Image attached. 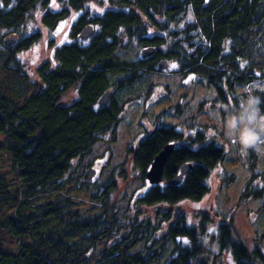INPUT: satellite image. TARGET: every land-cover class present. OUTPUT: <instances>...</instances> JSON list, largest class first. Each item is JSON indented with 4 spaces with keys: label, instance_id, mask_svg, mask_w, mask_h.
<instances>
[{
    "label": "trees",
    "instance_id": "trees-1",
    "mask_svg": "<svg viewBox=\"0 0 264 264\" xmlns=\"http://www.w3.org/2000/svg\"><path fill=\"white\" fill-rule=\"evenodd\" d=\"M71 1L68 4L77 10L76 0ZM53 2L64 0H0V30H19L28 6L46 9L42 23L54 29L68 17L70 10L61 6L51 11L49 5ZM133 2L132 8L121 12L107 9L92 16L87 13L78 16L71 26L72 40L54 49L51 62L37 67L36 88L27 85L19 72L17 54L36 41L39 34L15 46L4 45V40H0L5 47L0 48V134L4 135L0 146L12 158L13 170L22 180L23 200L67 181L76 158L89 153L102 135L115 132L129 102L135 105L149 101L157 84L153 82V74L158 77L166 74L157 69L161 59L175 65L167 75L180 78L183 87L203 86L199 107L211 103L221 116L228 117L240 108L244 98L253 95L260 98L259 107L264 114V0ZM134 8L151 20L156 27L154 33L146 30L140 18L137 20L140 25L132 28ZM189 8L196 16L195 22L183 29L176 28ZM87 24L94 25L96 32L89 41L82 42L78 31ZM147 47H154L155 54L142 58L140 52ZM188 78L193 81L186 83ZM111 88L114 98L100 108L99 98ZM165 88L172 89L168 85ZM71 90H75L76 98L71 104L62 105L63 97ZM208 91H214L216 98L209 99ZM184 108L185 104L179 103L168 106L161 114L177 117L178 121L157 126L151 136L131 146L129 154L133 163L146 176L153 159L165 145L175 144L164 168L165 182L152 186L144 197L146 203L201 201L209 193L206 180L210 172L224 160L223 147L207 140L206 127L197 125L200 128L195 129L191 124L195 130L184 133ZM248 151L254 152L253 148ZM185 163H191L192 169L180 185H171ZM249 169L253 172L254 167ZM225 174L231 176L226 182L234 178ZM254 178L255 171L250 180ZM73 182L78 183L79 178ZM58 192L56 198L61 199L62 206L68 208L73 204L67 193L63 195L61 189ZM243 195L260 199L264 197V189L249 182ZM18 199L22 200L20 196ZM31 200L24 205L20 202L11 215L12 224L8 221L7 227L18 236L28 225L32 244H24L23 252L14 259L0 253V264H209L203 258L201 237L205 225L197 230L176 221L156 240L157 227H152L149 235L146 231L151 225L137 220L130 224L129 242L119 247L105 243L90 262V255L82 251L86 252L99 237H104L101 217L78 221L74 214H62L57 201L32 206ZM91 200L96 198L91 195ZM199 217L202 223L209 220L204 213ZM163 218L169 221L171 217L166 213ZM36 221L39 222L35 224ZM28 231L25 229V233ZM232 232L235 233L228 224L219 225L215 238L220 250L230 249L235 264H264V252L259 247L249 251L236 234L239 241L233 238Z\"/></svg>",
    "mask_w": 264,
    "mask_h": 264
},
{
    "label": "rangeland",
    "instance_id": "rangeland-1",
    "mask_svg": "<svg viewBox=\"0 0 264 264\" xmlns=\"http://www.w3.org/2000/svg\"><path fill=\"white\" fill-rule=\"evenodd\" d=\"M66 1L69 0H64V3ZM101 3L103 6L106 5L105 2ZM61 6V3L55 2L50 5L49 10L56 11ZM72 8L70 7L68 17L58 23L52 30L42 23L44 11L41 8H35L25 14L22 27L18 30V33L21 32L20 36L27 37L32 34H39L36 41L17 54V59L19 60V64H17L18 70L24 75L23 77H25L26 83L30 87H37L36 85L39 81L36 73L37 67L43 62H51L53 60L54 49L70 42V25L83 13L82 10H74ZM86 9L92 16L101 13L102 7L93 2L88 3ZM191 21L192 15L189 13L184 17L179 27H182L184 22ZM175 27L177 28V26ZM149 32L154 33L155 31L150 30ZM12 35L18 36L13 30H1L0 40H3V37H11ZM0 46V48H3V45ZM169 67L171 70L175 65L170 64ZM160 76H155L157 80L155 81L154 79L153 82L157 84L149 101L135 104L132 109L123 112L115 132L113 134L102 135L101 139L92 146L89 153L76 160L74 167L71 169L72 176L67 181L59 182V185L57 184L56 187H51L47 191L38 192L34 198L29 197V199L23 200V195L21 194L24 188L22 180L17 171L13 170L12 158L0 146V253L7 254L10 259H14L19 257L20 253L23 252L24 244L25 246L32 244L28 225H25L24 230H21L18 236H15L7 227L9 223L12 224L10 220L11 215L15 214L20 202H23L22 204L24 205V203L30 202L31 199L32 206L57 201L60 205L59 211L62 214H74L73 218L78 221H87L102 213H104L105 218L108 217V214L115 215L119 221V226L126 224L127 220L132 225L134 220L139 222L144 221L151 225L150 229L157 227L154 233L156 240H159L168 227L176 222L173 220L174 209L176 205H181L182 210L178 219L179 224H187L195 227L197 230L202 225H205V234L201 237L205 249L203 258L209 264H235L230 249L221 251L217 244V237L215 238V236H217V229L220 224H228L229 227H232L235 231L234 234L232 232L233 238L237 240L239 238L249 251L259 247L264 252V197L253 199L252 197H244L243 195L246 184H249V182L264 189V156L262 155L264 143L254 147L253 153H248V150L246 153L241 152L239 144L229 139L225 133L224 124L227 116H221V113L211 103H205L203 108L198 106L202 101L201 96L204 92L202 85L195 84L191 88H185L181 85V79L178 77L168 76L167 74ZM189 79H186L185 82L191 83L193 81V79ZM8 80L11 81L10 79ZM166 85L169 86V89H172L168 91L165 88ZM209 94L211 95L209 99L212 96L216 98L214 91L209 92ZM75 96V90H71L63 97L61 103L64 105L71 104L74 98H76ZM246 99L244 98L242 103ZM174 103L175 105L179 103L181 106L185 104V122L182 124L184 133L188 134L200 128L196 127L197 125L206 127L204 131L207 140L213 141L223 147L225 157L210 172L206 180L209 193L201 201L193 202L187 200L174 204H156L161 206V212L170 214L171 218L167 221L163 218V215H156L153 212L155 203L149 204L144 201V197L149 193L152 185L145 178V175H142V173L139 175L140 172L134 167L133 161L130 160L132 156L127 151L130 150L131 146H136V144L145 138L146 132L150 127L148 126L150 122L153 124L159 122L158 126H169L172 122L176 123L178 121L177 117L170 118L165 114H161L164 109L166 110L168 106ZM218 108H220V105ZM191 124H194L193 127L195 129L190 127ZM3 139L4 135L0 134V144L4 142ZM255 160L260 161V163L256 165ZM122 165H125L124 170L122 169ZM250 167H254L253 172L249 169ZM88 168H95L99 174L98 179L94 183H91V185L87 183ZM254 171L255 178L251 181L250 177L253 176ZM121 173L125 174L124 180L119 176ZM225 173H229L234 178L226 182L225 179L231 176ZM75 178H79L78 183L73 182ZM81 184L86 187L79 188L78 186ZM100 185L102 188L106 187L103 192L98 187ZM113 186L117 190L111 196ZM64 187L68 189L64 191ZM59 189H61L63 195L67 193L66 197L69 196L73 201V204L68 208L65 205L62 206L61 203L63 202L61 199L56 198L59 194ZM91 195L97 201L91 200ZM102 195L111 196V204L103 206L102 201L99 200ZM19 196L22 199L20 201L18 199ZM115 200L118 201L115 202ZM200 213L208 216V222L202 223L199 217ZM66 218L68 217H64V219ZM130 228L132 229V227ZM25 229L28 233H25ZM95 233L97 234L96 231ZM119 238L120 235L116 237L113 234L94 242L93 246L89 247L92 254H90L88 260L91 262L94 255L101 251L105 243L108 245L113 244L112 246L117 245V247L123 245V241L121 243L117 242ZM171 248L172 245L169 251ZM82 253H85V251H82Z\"/></svg>",
    "mask_w": 264,
    "mask_h": 264
},
{
    "label": "bare ground",
    "instance_id": "bare-ground-1",
    "mask_svg": "<svg viewBox=\"0 0 264 264\" xmlns=\"http://www.w3.org/2000/svg\"><path fill=\"white\" fill-rule=\"evenodd\" d=\"M58 1V0H57ZM130 1V2H129ZM134 0H76V3H77V5H78V10H82V12L84 13V14H88V15H90V13L87 11V9H86V5L88 4V3H95V4H97V5H99V6H101L102 7V10L100 11L101 13H103L105 10H107V9H110L111 10V12H113V13H117V12H121V11H123L124 10V8H126V10H128L127 8L128 7H130L134 2H133ZM40 2V1H39ZM70 2H72L71 0H69V2L68 1H66L65 3L63 2V3H61V2H58V3H61V5L64 7V9H67L68 11L70 10ZM101 2H105L106 3V5L105 6H103L102 5V3ZM53 3H55V2H53ZM69 3V4H68ZM73 3H75V2H73ZM73 3H71V4H73ZM81 5V6H80ZM50 6V5H49ZM133 6H131V8H132ZM31 7L30 6H28L27 7V12H29L30 10H33V9H35V8H32V9H30ZM37 8H38V6H37ZM30 9V10H29ZM44 12H43V15L46 13V12H48L46 9H42ZM133 11H134V17H132L131 18V21H132V24L131 25H133L132 26V28L133 29H135V27H136V25H140L139 23H138V19L140 18L141 19V22L143 21V24H144V26H146V30L149 32L150 30H156V27H155V25L153 24V23H151V20H148L147 19V17L143 14V12L139 9V8H134L133 9ZM150 12H151V10H150ZM152 13V12H151ZM150 13V14H151ZM191 14L192 15V21L191 22H184L183 23V25H182V27H179V25L181 24V22L183 21V19H184V17L187 15V14ZM152 17H153V15H152ZM195 15H193V13L191 12V9L189 8L188 9V11L186 12V14L183 16V19L182 20H180L179 22H178V24H176L175 26H177V28H179V29H183L184 27H185V25L187 24V25H189V24H191V23H193V22H195ZM24 20H25V18H24ZM73 24L71 23V25L70 26H72ZM86 26H88V24L87 25H84V26H82L81 28H80V30L78 31V39L80 40V41H82V42H87V41H89L94 35H95V32H96V28H95V26L94 25H91L92 27H93V34L89 37V38H87V39H81L80 38V33H81V31H82V29L84 28V27H86ZM22 27V24H21V26H20V28ZM13 31H15V33H17L18 34V36L16 37V36H14V35H12L11 37L12 38H14V40H9V38L10 37H3V44L4 45H16L17 43H20V42H22V41H25V39H29L30 37H32L34 34H32L31 36H27V37H21L20 35H21V32L20 33H18V28H16L15 30H13ZM0 32H1V30H0ZM160 37V36H159ZM71 40H72V38H71ZM70 40V41H71ZM0 45H2V44H0ZM1 47V46H0ZM186 47H187V45H186ZM3 48H5L4 46H3ZM57 48V47H56ZM148 48V47H147ZM145 49V48H144ZM143 50V49H142ZM155 51H156V49H155ZM155 54V52L153 53V55ZM140 55H141V52H140ZM153 55H151L150 57H152ZM147 58H149V57H147ZM163 60H165V59H161V60H159L158 61V63H157V69H159V71H163V72H165L166 74H168V73H170V67H169V64H168V68L167 69H163V68H161L160 67V62L161 61H163ZM155 79V81L157 80L156 79V77L154 76V74H153V80ZM161 81V80H160ZM39 82V81H38ZM39 84V83H38ZM107 92H109L110 93V100H109V102L111 101V99H113L114 98V89H107V90H105L103 93H102V95H104L105 93H107ZM102 95H101V97H102ZM76 97V96H75ZM101 97L99 98V100L101 99ZM99 100H98V103H99ZM109 102L108 103H106L105 105H103V106H99V104H98V106L100 107V108H103L104 106H106L107 104H109ZM62 104V103H61ZM63 105V104H62ZM133 106H134V104H132V103H130L129 102V104H127L126 106H125V108H124V110L126 111V110H129V109H132L133 108ZM153 123H149V125L148 126H150V127H152V128H148V130H147V132H146V136H145V138H147L148 136H151V134H153V132L155 131V129L157 128V126H158V124H159V122H156L155 124H153ZM161 126V125H160ZM144 138V139H145ZM135 146V145H134ZM130 147V146H129ZM132 147H130L129 149H131ZM128 149V150H129ZM130 151V150H129ZM129 151H127V152H129ZM106 156V155H105ZM130 158V157H129ZM130 160H132L133 161V159H131L130 158ZM166 165V164H165ZM134 167H136L135 165H134ZM93 171V170H92ZM179 172H180V170H179ZM146 178V177H145ZM149 182V181H148ZM178 219H179V217H178ZM178 219L176 220V221H178ZM34 222V221H33ZM32 222V223H33ZM146 232H148V234L150 235L151 233H152V229H150V230H148V231H146ZM83 260L84 259H86V257H84V258H82Z\"/></svg>",
    "mask_w": 264,
    "mask_h": 264
},
{
    "label": "clouds",
    "instance_id": "clouds-1",
    "mask_svg": "<svg viewBox=\"0 0 264 264\" xmlns=\"http://www.w3.org/2000/svg\"><path fill=\"white\" fill-rule=\"evenodd\" d=\"M260 98L249 95L240 108L231 112L225 121V133L239 144L241 152L264 143V114H261Z\"/></svg>",
    "mask_w": 264,
    "mask_h": 264
},
{
    "label": "water",
    "instance_id": "water-1",
    "mask_svg": "<svg viewBox=\"0 0 264 264\" xmlns=\"http://www.w3.org/2000/svg\"><path fill=\"white\" fill-rule=\"evenodd\" d=\"M93 34V27L91 25H88L84 27L80 33L81 39H87ZM9 40H14V38L10 37ZM155 52L154 47H148L143 50H141V57L147 58L153 55ZM160 67L163 69L168 68V61L165 59L160 62ZM110 93L107 92L104 95H102L101 99L99 100V106H103L106 103L109 102ZM175 149V144L169 143L165 145V147L156 155V157L153 159L150 168L146 172V179L149 181L151 185H159L161 183L165 182L164 177V168L165 164L168 161V158L173 153ZM191 163H185L180 167V172L172 179L171 185L178 186L180 185L184 177L190 172L192 169ZM94 175V171L91 173V177ZM160 210V207H157L156 212L158 213ZM182 206L176 205L173 213V220L176 221L181 213ZM39 221H36L35 224H37Z\"/></svg>",
    "mask_w": 264,
    "mask_h": 264
},
{
    "label": "flooded vegetation",
    "instance_id": "flooded-vegetation-1",
    "mask_svg": "<svg viewBox=\"0 0 264 264\" xmlns=\"http://www.w3.org/2000/svg\"><path fill=\"white\" fill-rule=\"evenodd\" d=\"M80 157H78V158H76V160L77 159H79ZM76 160H75V162H74V165H75V163H76ZM124 166L125 165H122V169L124 170ZM74 167V166H73ZM136 168V167H135ZM89 169V172H88V174H87V179H88V185H91V183H94L97 179H98V176H99V174H98V172H97V170L95 169V168H88ZM137 169V168H136ZM92 170L94 171V175L91 177V173H92ZM139 173V172H138ZM141 173H139V175H140ZM124 173H121V174H119V176H121V179L122 180H124L123 179V177H124ZM82 176H86V175H82ZM145 179V178H144ZM126 181H129L128 179H125ZM116 181V180H115ZM114 184H115V182H114ZM87 185V184H86ZM153 186V185H152ZM151 186V187H152ZM79 188L80 187H82V188H85L86 186L85 185H80V186H78ZM98 187H100V189H101V192H103L105 189H106V187L105 188H102L101 187V185L100 186H98ZM150 187V188H151ZM117 189L115 188V186H113V188H112V191H111V196L113 195V194H115V191H116ZM111 196H109V195H102V197H101V199H99L100 201H102V203H103V206H107V205H109V204H111V202H112V199H111ZM118 200H115V202H117ZM156 204H159V203H155V208L153 209V212L157 215V214H159V215H164L165 213L162 211L161 212V206L160 205H156ZM157 207H160V210H159V212L157 213L156 212V209H157ZM100 212H103V211H100ZM105 214H108V213H105ZM99 217H101L102 219H100V222L105 226V230H103L101 233H103V235H104V237L105 236H107V235H113V234H115L116 235V237L117 236H119L120 235V238H119V240L117 239V242H120L121 243V241H123L124 243H127V242H129V239H130V237H131V233H132V229L130 228V223L128 222V220H127V222H126V224H123L122 226H119V221H118V219H117V217L115 216V215H109L108 214V217L107 218H105V216H104V213H102V214H100V215H98ZM97 216V217H98ZM172 226V225H171ZM8 228L11 230V227L10 226H8ZM12 232V231H11ZM102 238V237H101ZM101 238H99V239H101ZM153 242V241H152ZM151 242V243H152ZM123 244V243H122ZM113 245V244H112ZM86 254H91L92 253V251L90 250V248H86V252H85Z\"/></svg>",
    "mask_w": 264,
    "mask_h": 264
}]
</instances>
